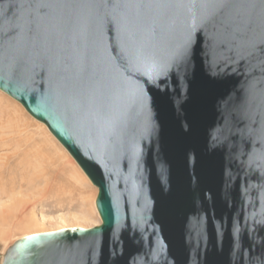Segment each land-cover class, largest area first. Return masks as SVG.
Masks as SVG:
<instances>
[{"label":"water","instance_id":"water-1","mask_svg":"<svg viewBox=\"0 0 264 264\" xmlns=\"http://www.w3.org/2000/svg\"><path fill=\"white\" fill-rule=\"evenodd\" d=\"M0 91L100 219L1 264H264V0H0Z\"/></svg>","mask_w":264,"mask_h":264},{"label":"rangeland","instance_id":"rangeland-1","mask_svg":"<svg viewBox=\"0 0 264 264\" xmlns=\"http://www.w3.org/2000/svg\"><path fill=\"white\" fill-rule=\"evenodd\" d=\"M28 157L33 158L32 162H28ZM40 163H43L46 175L41 173V168H37L41 166ZM2 170L5 171L7 179L9 175L15 174V181H18V175L23 174L32 182L23 187H19L16 183L11 193L1 195L0 208L2 207L4 211L7 210L6 208H11L12 197L21 199L28 203L25 213L22 214L32 212L37 219L43 220V223L26 229L21 224L22 214L15 215L13 219L8 217L9 222H5L8 224L0 229V256L22 237L67 228H91L100 223L94 207L97 189L91 185L45 125L33 119L17 101L0 91V173L3 172ZM45 179L48 181L46 182ZM60 186L68 187L63 195L59 194ZM62 219L65 222H61Z\"/></svg>","mask_w":264,"mask_h":264},{"label":"bare ground","instance_id":"bare-ground-1","mask_svg":"<svg viewBox=\"0 0 264 264\" xmlns=\"http://www.w3.org/2000/svg\"><path fill=\"white\" fill-rule=\"evenodd\" d=\"M7 111V110H6ZM11 120V119H10ZM14 120V119H13ZM48 130V129H47ZM49 132V131H48ZM50 133V132H49ZM57 141V140H56ZM58 142V141H57ZM43 147V146H42ZM29 155V154H28ZM27 157V156H26ZM12 158V157H11ZM29 158V159H28ZM27 159L29 160L28 162H32L31 161V159L33 160V158H31V157H28ZM43 158V157H42ZM38 160H39V158H38ZM49 160V159H48ZM61 161V160H60ZM21 162H22V160H21ZM17 164V163H16ZM41 164V163H40ZM43 164V163H42ZM42 164H41V166H39V167H37V168H41L40 170H41V173L42 174H44V175H46L47 173H46V170H45V167L44 166H42ZM36 165H39V164H36ZM44 165H45V162H44ZM28 166V165H27ZM33 166V165H32ZM47 166V165H46ZM30 167V166H29ZM32 168V167H31ZM11 169V168H10ZM58 169V168H57ZM8 170V169H7ZM3 171V170H2ZM11 171V170H10ZM33 171H34V169H33ZM59 171V170H58ZM8 172H9V170H8ZM6 173H7V171H6ZM13 173V172H12ZM35 173V172H34ZM40 173V174H41ZM69 174V173H68ZM14 175V176H13ZM13 175H9V178L7 179L6 178V175H5V171H3V172H1L0 173V196L1 195H4V194H7V193H11V190L12 189H14L16 186V183H17V185L19 186V187H23L24 185H28L29 184V182L30 181H28V179H26V177L23 175V174H20V175H18V181H15V178L14 177H16L15 176V174H13ZM49 175V174H48ZM48 175H47V177H48ZM79 177H80V174L78 175ZM36 177V176H35ZM32 178V177H31ZM38 178V177H37ZM69 178H71V176L69 177ZM35 179V178H34ZM47 179V178H46ZM45 179V181L47 182L48 180H46ZM52 179V178H51ZM31 180V179H30ZM55 181H56V178H55ZM31 182H32V180H31ZM30 182V183H31ZM68 182V181H67ZM54 183H56V182H54ZM50 184H51V180H50ZM68 185V184H67ZM72 185V184H71ZM75 185V184H74ZM77 185V184H76ZM63 186V185H62ZM69 186V185H68ZM68 188V187H67ZM67 188L65 187H61L60 186V189H59V194L60 195H63L66 191H67ZM69 189H71V188H69ZM14 191V190H13ZM68 193V192H67ZM73 193V192H72ZM71 193V194H72ZM58 194V195H59ZM75 194V193H74ZM11 195V194H10ZM9 195V196H10ZM66 195V194H65ZM10 197H12V196H10ZM59 197V196H58ZM75 198V197H74ZM11 199V198H10ZM10 199H9V202H10ZM69 199H70V197H69ZM12 202H13V206L11 207V208H6L7 210L6 211H4V210H2V207L0 208V229L2 230L3 229V227H4V225H7L8 223H5V222H9V220H7L8 219V217H11L12 219H13V217L15 216V215H20L21 216V214L24 212L25 213V210H26V205L28 204L27 202H25V201H22L21 199H13V197H12ZM21 200V201H20ZM41 200V199H40ZM70 202V201H69ZM25 203V205H23ZM42 204V203H41ZM65 204V203H64ZM71 204V203H70ZM11 205V204H10ZM6 206H8V205H6ZM94 207H95V205H94ZM4 209V208H3ZM28 211V210H27ZM97 212V211H96ZM23 213V214H24ZM22 214V215H23ZM98 214V213H97ZM21 218H22V220H21V224H23L22 226H24V228H30V227H33V226H35V225H41L42 223H43V220H40V219H37L36 218V216L32 213V212H29L28 211V213H26L25 215H23V216H21ZM10 219V218H9ZM19 219V218H18ZM61 221V220H60ZM61 222H65L63 219H62V221ZM100 224V223H99ZM98 224V225H99ZM21 225H19V227H20ZM68 229V228H67ZM62 230V229H61ZM47 233V232H46ZM1 234H3V233H1ZM7 234V233H6ZM36 234H42V233H36ZM32 235H35V234H32ZM29 236H31V235H29ZM26 237H28V236H26ZM23 238V237H22Z\"/></svg>","mask_w":264,"mask_h":264}]
</instances>
